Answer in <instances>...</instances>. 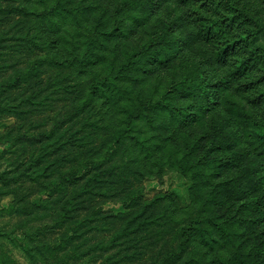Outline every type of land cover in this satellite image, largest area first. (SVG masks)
Returning a JSON list of instances; mask_svg holds the SVG:
<instances>
[{
    "label": "rangeland",
    "instance_id": "374dc122",
    "mask_svg": "<svg viewBox=\"0 0 264 264\" xmlns=\"http://www.w3.org/2000/svg\"><path fill=\"white\" fill-rule=\"evenodd\" d=\"M49 131L101 175L65 217ZM0 137V264H264V0H0Z\"/></svg>",
    "mask_w": 264,
    "mask_h": 264
},
{
    "label": "trees",
    "instance_id": "16d2710c",
    "mask_svg": "<svg viewBox=\"0 0 264 264\" xmlns=\"http://www.w3.org/2000/svg\"><path fill=\"white\" fill-rule=\"evenodd\" d=\"M40 65L41 64H39V67H41ZM38 70L39 69L37 68L36 72ZM26 77L33 78L30 74ZM36 77L38 76L36 75ZM56 83H58V81L54 82V84ZM175 87H180L182 90L186 89L191 95L196 90V83H193L192 85H184L181 83ZM30 98L31 97H29L28 102L31 101ZM80 108L83 110L84 106H81ZM10 109L15 112L13 106H11ZM28 140V142L32 144V146H35L39 151V158L41 159L38 158V160H45L47 157H54V166L57 165L58 168L62 170L66 166L68 167L69 172H60L57 180L51 184L54 188L53 190H55L56 194L59 196H65L69 192V187L74 188L72 195H70L69 198H65L63 201L61 208L64 214L62 216L65 217L71 212L78 211V207L81 206V202H83L82 198L89 192L92 194V192H94V188H99L101 186L102 181L100 180L101 175L99 173L85 174V172H82V167L85 166L89 160L87 158H94L96 156L94 148L87 147L86 143H84L80 138H77L76 133H72L71 131L43 132L39 133L37 136L29 137ZM44 168L45 166L42 167V169ZM80 182L83 183L78 185ZM144 214L145 213L142 210L139 211V214H136V211L125 213L122 218L126 219V224L122 230H119L113 236L112 242L115 243L119 240L129 238L130 236L145 230L148 225L157 222L155 218L150 216L145 217ZM132 216L133 218L130 219ZM139 219L140 221L135 223ZM111 246L112 245L107 246L100 244L97 248L104 250L110 248Z\"/></svg>",
    "mask_w": 264,
    "mask_h": 264
}]
</instances>
